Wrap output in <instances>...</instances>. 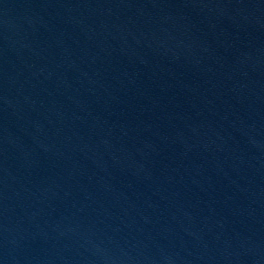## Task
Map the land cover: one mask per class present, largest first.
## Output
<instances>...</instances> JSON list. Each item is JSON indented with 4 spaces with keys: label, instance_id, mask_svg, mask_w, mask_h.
Here are the masks:
<instances>
[{
    "label": "water",
    "instance_id": "obj_1",
    "mask_svg": "<svg viewBox=\"0 0 264 264\" xmlns=\"http://www.w3.org/2000/svg\"><path fill=\"white\" fill-rule=\"evenodd\" d=\"M124 0H0V264H133Z\"/></svg>",
    "mask_w": 264,
    "mask_h": 264
}]
</instances>
